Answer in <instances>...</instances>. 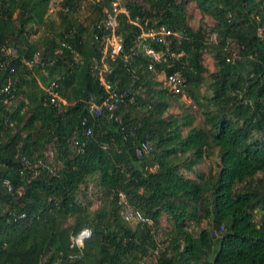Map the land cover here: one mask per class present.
<instances>
[{"label": "trees", "instance_id": "1", "mask_svg": "<svg viewBox=\"0 0 264 264\" xmlns=\"http://www.w3.org/2000/svg\"><path fill=\"white\" fill-rule=\"evenodd\" d=\"M123 6L105 78L127 97L95 114L110 0H0V264H264V0ZM160 27L167 43L140 36ZM175 72L198 124L191 106L169 112L180 94L157 76Z\"/></svg>", "mask_w": 264, "mask_h": 264}, {"label": "built area", "instance_id": "2", "mask_svg": "<svg viewBox=\"0 0 264 264\" xmlns=\"http://www.w3.org/2000/svg\"><path fill=\"white\" fill-rule=\"evenodd\" d=\"M120 13H126V9L123 6V0H110V8L106 12V17L102 21V26L105 30V34L102 36V48H101V58L100 61L102 63V67L98 70V76L100 83L103 85L105 91H106V98L101 102V104L92 103L90 105V112L99 114L102 107H105L109 110H115L118 105L125 102V98L127 97V94L125 92L119 91L111 86V83L105 78V72H108L110 69L108 67L107 61L108 59L114 60L121 52H122V44L123 39L122 37L117 33V25H118V15ZM173 32L170 30H167L164 27H160L157 31L148 30V31H142L140 36L152 38L154 40L162 41L164 43L166 42V36L171 35ZM68 48L71 49V45L66 42L65 40H62L60 42L59 47L56 49V53L60 54L63 49ZM145 51L148 55L153 57L155 60H158L160 55L157 54L153 49H150L145 46ZM178 55H181L178 54ZM77 57V56H76ZM75 57V58H76ZM36 62V58L34 61H27L26 64L28 66H32V64ZM75 62H78L76 59ZM180 76L178 72H175L169 76L163 77V84L165 87L171 89L174 93L180 94ZM52 87H56L55 83H52L50 89H47L50 94H52L53 97L58 98L59 101L61 98L58 96L57 93L52 91ZM7 89V88H6ZM90 130L87 131L89 133ZM150 149V146L147 143H142L139 147L136 148V155L140 157L142 154H146ZM11 190V186L8 188ZM123 217L127 220H130V218L134 215L133 208L129 206L126 203H123ZM91 236V230L88 227H84L81 230H79L75 236L72 238V241L70 243V247L76 246L80 247L81 244L88 239Z\"/></svg>", "mask_w": 264, "mask_h": 264}, {"label": "rangeland", "instance_id": "3", "mask_svg": "<svg viewBox=\"0 0 264 264\" xmlns=\"http://www.w3.org/2000/svg\"><path fill=\"white\" fill-rule=\"evenodd\" d=\"M53 8H55V4L54 3H53V6L51 7V9L49 10L48 13L52 12ZM186 10H187V12H188V14L190 16L189 24L192 27H197L200 24V20H201V15H200L197 7L193 3H189L186 6ZM87 15H88L87 14V9L85 7L82 10H80V16H81L82 19L85 16H87ZM204 21H206V22H208L210 24H212V22H213L211 18H205ZM205 64L207 65V67L209 69L213 68V61H212V58L210 56H206ZM163 77L164 76H163L162 73L158 74V76H157V78L161 79V80H163ZM191 103L192 102L190 101V99L188 97H186L184 94H180V96L177 99V101L173 102V104L169 108V112L173 113V114H182V113H185L186 111L188 112L187 107L191 106V110L190 109L189 110L192 112V114H193V116L195 118L194 124H198L199 118L197 116V113L192 111L193 106L191 105ZM46 152H47L46 154L48 156H51V151L49 149ZM212 155L210 157H208V158H205L199 165L196 166L197 172L206 173L210 169H212V166L214 165L213 162H214V160L217 159V156H216L215 153H213ZM190 176H193V174H190ZM90 192L93 195V198H92L93 206L96 208L100 204L99 200L97 199L98 196L95 195V189L92 188V187H90ZM255 219L258 221L259 220V216L256 215ZM71 221H72V219H69L67 221V223L69 224ZM161 225L164 228L168 227V223H167V221H166L164 216L161 218ZM204 225H205V222L202 223V225H199V226L194 225L191 228H192V230L197 231L200 226H204ZM158 238L161 240L163 238V236L161 234L160 235L158 234Z\"/></svg>", "mask_w": 264, "mask_h": 264}, {"label": "clouds", "instance_id": "4", "mask_svg": "<svg viewBox=\"0 0 264 264\" xmlns=\"http://www.w3.org/2000/svg\"><path fill=\"white\" fill-rule=\"evenodd\" d=\"M183 94V93H182Z\"/></svg>", "mask_w": 264, "mask_h": 264}]
</instances>
